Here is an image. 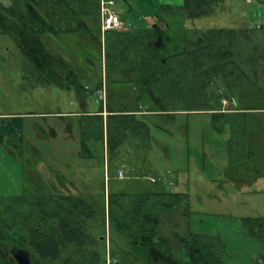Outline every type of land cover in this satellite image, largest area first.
I'll use <instances>...</instances> for the list:
<instances>
[{
  "label": "rangeland",
  "instance_id": "rangeland-1",
  "mask_svg": "<svg viewBox=\"0 0 264 264\" xmlns=\"http://www.w3.org/2000/svg\"><path fill=\"white\" fill-rule=\"evenodd\" d=\"M10 2L0 0V127L6 121L4 116L14 113L27 115L24 136L28 138V146L24 147L25 151L18 153L10 147V138L4 134L0 136V210L4 209L3 205L14 203L13 198H28L25 195L27 190L30 195H38L41 199L56 193L79 197L93 208L87 230L99 240L96 247L100 259L104 261L107 253L111 252L110 259L106 256L107 264L112 262V255L120 264H141L116 257L128 253L130 249L125 238L108 224V219L104 220L103 212L107 208L109 194L170 191L185 193L187 198L190 196L188 201L182 200L175 207L158 212L160 233L179 250L173 235L175 232L183 234L189 231L188 210L213 211L211 204H204L196 198V183L202 168H209L206 174L208 177H212L210 168L218 165H234L241 170L251 166L246 169L249 171L254 170L253 167L264 170V112L259 110L264 108V92L260 93L258 103L253 104L254 99L249 102V106L247 102L244 103L246 107L251 106L253 112L249 109L245 114L235 115V118H255L258 123L249 134L248 139L253 144L255 154L246 153L252 155L248 159L228 150L230 136L227 126H224V131L218 132L214 130L217 127L212 125L213 121L218 126L220 121L216 118L223 116L201 111L205 99L199 91L195 99L185 96L156 104L148 98L143 86L132 81L138 77L130 74L126 76L115 70L109 60V40L114 31L100 35L93 27V32L42 33L39 36L40 42L51 54L65 62L75 78L71 75L66 77L65 84L70 85L69 90L55 86H34L37 84L33 85V79L28 75L26 77V61L20 50L21 42H33L22 36L15 19L2 17L1 5ZM130 3L135 6L134 10L123 12L124 16L126 19L133 15L137 18L139 16V23H142L143 18L153 22V17L159 15L161 5H179L182 0H130ZM214 7L215 12L210 16L183 19L170 13L167 14V20L172 27L191 29L188 31L190 46L199 34L198 29H227L241 24L249 26L255 33H260L257 40L264 56V29L261 31L257 28L264 24V8L259 0H220ZM115 8L118 11L124 10V1L116 0ZM47 10L45 5H40L44 15ZM47 19L52 25L56 23V27L62 25L55 19ZM124 23L127 27L128 22L125 20ZM100 89L106 112L115 111L117 114L95 121V134L91 133L90 126L88 133H83L85 127L92 123L91 119H62L56 114L59 110L79 111V93L85 97L88 110L99 111L102 101L97 91ZM129 111H135V119L147 125V137L133 132L129 135L121 126L116 128L117 121H124L121 114H130ZM119 130L121 137H118ZM117 137L123 140L119 145L113 142ZM35 147L39 150L38 155L32 154ZM252 175H249V181ZM55 177H61V182L64 180L65 183L61 186ZM150 178H159L160 181L153 183ZM263 180L264 176L259 173L253 182L262 183ZM37 197L31 199L37 200ZM250 201L254 204V197L247 199L248 203ZM233 207L235 211L252 213L251 207ZM258 207L264 217V202ZM0 215L2 219L7 218L3 212ZM103 236L105 238L102 241L100 238ZM5 255L14 262L12 254L6 252Z\"/></svg>",
  "mask_w": 264,
  "mask_h": 264
},
{
  "label": "trees",
  "instance_id": "trees-1",
  "mask_svg": "<svg viewBox=\"0 0 264 264\" xmlns=\"http://www.w3.org/2000/svg\"><path fill=\"white\" fill-rule=\"evenodd\" d=\"M219 1L182 0L180 5L163 4L159 15L165 19L170 13L183 19L210 16L215 12V3ZM42 4L48 8L46 15L40 11ZM98 8V0H39L38 2L11 0L8 5H1V13L3 18L15 19L22 36L31 39L33 46L21 45V52L27 62L32 63V69L45 75L46 78V76L50 77L49 68L38 57L40 52L48 55L49 52L40 42L39 36L45 31L93 32V27L101 35ZM48 17L62 25L60 27L54 26L56 23L52 25ZM166 25L165 38H161L153 26L133 31H114L109 40L111 66L126 76L130 74L138 77L137 80L132 81L143 86L148 98L156 104L164 103L165 100L175 101L185 96L195 99L194 97L199 96L200 92L206 102H203L202 107L205 108L202 109H212L209 94L201 90V85L206 84V81L200 76L199 55L200 52H204L205 59L210 65L214 63L218 54L229 56L228 47L232 45V39L236 36L235 31L207 29L199 32L190 46L188 31L190 32L191 29L172 27L167 21ZM33 58L35 61L31 60ZM55 61L59 65V73L54 77L60 88L66 89L68 88L67 83L65 84L66 76L73 77V72L62 59L56 58ZM218 97L222 96L219 94ZM219 105L218 101L213 107ZM114 115L116 114L109 113L106 119ZM135 115V111L121 114L124 121L122 123L117 121L116 128L121 126L129 135L133 132L147 137V125L141 120H136ZM89 119L92 123L85 127V132L84 130L82 132L88 133L90 126L91 133L95 134L93 129L95 121L103 118L90 116ZM118 137H121L120 130ZM118 137L113 142L119 145L123 140ZM35 148L32 154L38 155L39 152ZM15 151L22 152L20 146ZM55 178L62 186L64 180L61 182V177ZM26 192L28 198L25 197L24 200L21 196L13 198L14 203L3 205L4 209L0 210V213L3 212V215L7 216L6 219L0 218V233L4 235L2 241L5 245H10L17 251L27 252L36 264H107L106 256L110 259L111 252H108L105 260L102 261L96 247L99 240L87 230L88 221L93 215V208L89 203L68 193H56L41 199L37 197L38 195H30L28 190ZM35 196L37 200L31 199ZM182 200L188 201L185 193L170 191L134 195L109 194L107 208H104L103 212L104 220L108 219V224L125 238L130 249L128 253H121L116 257H119V260L125 259L126 262L134 261L141 264H223L225 248L218 236L196 234L191 231L183 234L175 232L173 236L179 245L177 250L169 239L160 233L159 210L175 207ZM188 212L190 213L191 210ZM255 219L259 218L243 220L247 224V231L251 234L255 233L252 229L258 227L254 226ZM111 258L110 264H120L114 255ZM0 264H12L1 248Z\"/></svg>",
  "mask_w": 264,
  "mask_h": 264
},
{
  "label": "crops",
  "instance_id": "crops-1",
  "mask_svg": "<svg viewBox=\"0 0 264 264\" xmlns=\"http://www.w3.org/2000/svg\"><path fill=\"white\" fill-rule=\"evenodd\" d=\"M124 3L125 6L128 4V7H130V5H132L133 8L135 7L130 3V0H126ZM133 10L134 9H132V11ZM126 11L127 7L118 12L120 16H122L123 12ZM146 19L144 22L139 23V18L133 15L130 19H125L126 22H128V26L126 27L125 25L124 29L121 31H125L126 29L133 31L146 28L152 24L149 18ZM259 95L260 93L252 92L248 100L251 101L254 99L253 104L258 103ZM242 97L243 96L240 98L238 96V103H235V107H231L229 104H226V102H223L219 107H212V109L206 110L202 109L201 111L208 114L213 113L223 116L216 118V120L220 121L218 126L213 124L212 121L213 127H217L214 130L222 132L226 125L230 136L227 142L228 150L238 153L239 157L243 156L244 158L250 159L252 155L246 153L251 152L254 156L255 151L252 142L248 138L250 131L253 130V127L258 123L256 119L252 117L235 118V115L245 114L251 108V106L246 107ZM78 98L80 99L79 111L63 112L59 110L56 114L58 116L60 115L62 119L65 117L74 118L78 112L87 114L88 117L94 115L95 112L88 110L86 99L82 93L78 94ZM249 104L250 103H248V106ZM250 110L252 111V109ZM259 110L262 113L264 112V108ZM131 112L133 111H130V113ZM106 113L108 112L105 110L104 114L102 113L101 116L105 117ZM3 118L6 121H3L4 123L0 127V136L4 134L5 137L10 138L12 144H18L19 142L20 144L18 145L21 147V150L25 151L24 147L28 146V138L24 136V124L27 115L24 116V114L21 113H14L9 116H4ZM0 122L2 121L0 120ZM0 146L2 145L0 144ZM10 147L14 150L12 146ZM35 150L37 152L39 151L38 148H35ZM247 168H251V166L243 167L244 170L234 165H231V167L227 165L213 166L210 168L212 177L206 176L209 168H202L197 178L196 198L200 202H205L204 204H211L213 206V211L191 210L189 214L190 225L188 228L189 231L196 234L213 235L220 238L225 248V259L223 264H264V229H262L264 227V217L261 215L263 213H261V209L258 207L264 202V180L262 183L253 182V179H256L259 173H261V176H264V170L260 171L261 169L253 167L254 170L249 171L246 170ZM251 173H253V175L251 176V181H249L248 179ZM251 197H254V204L251 203V201L249 203L247 202V199L250 200ZM188 199H191V197L189 196ZM234 205L245 208L251 207L252 213L235 211ZM221 206H224L222 210ZM245 218H259L255 219L256 221L254 220V226H258L257 230L252 229V231H255L254 234L247 231V224L243 221Z\"/></svg>",
  "mask_w": 264,
  "mask_h": 264
},
{
  "label": "flooded vegetation",
  "instance_id": "flooded-vegetation-1",
  "mask_svg": "<svg viewBox=\"0 0 264 264\" xmlns=\"http://www.w3.org/2000/svg\"><path fill=\"white\" fill-rule=\"evenodd\" d=\"M259 3L264 8V0H259ZM125 7H127V11L129 9L130 10L133 9L132 5H130V7L128 6H125ZM121 18L123 21L126 19V17L124 16V13L121 16ZM138 18L140 17L138 16ZM153 18H154V21L149 26H153V29L157 30L161 38H165V34H166L165 31L167 32L166 21L168 22V20L165 19V17L160 16V15H156ZM145 19L146 18H143L142 22H144ZM161 24H164V25L162 26ZM257 28L259 30L261 29L263 30L264 24L263 23L260 24ZM227 29H233L236 33V36H234V38L232 39V45L228 47V52H230L229 56L228 54L227 55L218 54L214 60V63L210 65L208 61L205 59V53L200 52L199 72L201 73L200 75L201 79L206 81V84L201 85L202 86L201 90H204V92H207L209 94V97L211 99V103L213 106H215L218 101L220 105H222L223 102L225 103L226 101H228V104L231 107H235V103L236 104L238 103V96L240 98L241 96H243L242 98H243L244 103L245 102L249 103L250 101L248 99L252 92H257V93L264 92V62H263L264 56H263V53L260 51L261 46L258 44V40H257L260 33H255L254 31L251 30V28H249V26H246L243 24H241L240 26L234 27V28H227ZM205 30L207 29H198L199 32L205 31ZM160 42L162 41L160 40ZM21 45L33 46V44H31L30 41H26V43L21 42L20 46ZM21 54L23 55L22 52ZM38 58L41 61H43L44 64H46L47 68H49L48 71H49L50 77L46 76L45 78V75L40 74L39 72L33 70L32 63L27 62V60L24 58L26 61V67H27L26 77L28 75L29 77L33 79L32 80L33 85L37 84L34 86L60 87L59 84L57 83V80L54 77V76H57L59 73V68H58L59 65L58 63H56L57 61H55L57 57H55L50 52H49V55L44 54L43 52H40ZM31 60L35 61V58ZM67 76H70V75H67ZM73 78H75V75L73 76ZM69 87L70 85L66 89L69 90ZM71 88H72V85H71ZM77 91L80 92V90H77ZM219 94L222 96L221 98L218 97ZM100 99L102 101L101 109L95 112L94 115H92L93 117L101 116L102 113L104 114V111L106 110L105 103H103L102 98ZM110 113H115V112H110ZM107 114L109 113H106L105 117L107 116ZM59 117L61 116L59 115ZM75 117H81L82 120H86V119H89L90 116L88 117L87 114L78 112L76 113ZM72 118L73 117H71V119ZM102 118L104 119V117ZM66 126L68 127L69 125H66ZM12 147L16 150L17 147H19V145L16 143L15 144L13 143ZM121 175H122V172H121ZM103 238H105V236L100 238V240L103 241L104 240ZM3 239H4V235L0 233V248L2 249L4 255L6 254V252L12 255L13 253L19 252L12 246L5 245L4 242L2 241ZM5 257L7 258V260L10 259V258L8 259L6 255ZM29 260H30L29 261L30 264H36L31 259V257H29ZM9 261L12 262L11 260ZM12 264H18V263L14 259V262H12Z\"/></svg>",
  "mask_w": 264,
  "mask_h": 264
},
{
  "label": "built area",
  "instance_id": "built-area-1",
  "mask_svg": "<svg viewBox=\"0 0 264 264\" xmlns=\"http://www.w3.org/2000/svg\"><path fill=\"white\" fill-rule=\"evenodd\" d=\"M99 3V22H100V32L104 35L107 31H121L124 29L125 24L122 20L119 12L116 10V0H98ZM98 95L102 93L101 90L97 91ZM103 100V99H102ZM121 176V171L119 172ZM159 178H150V181L155 183L159 181Z\"/></svg>",
  "mask_w": 264,
  "mask_h": 264
},
{
  "label": "water",
  "instance_id": "water-1",
  "mask_svg": "<svg viewBox=\"0 0 264 264\" xmlns=\"http://www.w3.org/2000/svg\"><path fill=\"white\" fill-rule=\"evenodd\" d=\"M13 259L16 260L18 264H30L29 260V254L26 252H17L13 253Z\"/></svg>",
  "mask_w": 264,
  "mask_h": 264
}]
</instances>
